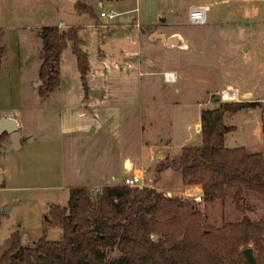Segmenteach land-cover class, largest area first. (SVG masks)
I'll list each match as a JSON object with an SVG mask.
<instances>
[{
	"label": "rangeland",
	"instance_id": "1",
	"mask_svg": "<svg viewBox=\"0 0 264 264\" xmlns=\"http://www.w3.org/2000/svg\"><path fill=\"white\" fill-rule=\"evenodd\" d=\"M159 1H163L166 5L173 3L175 6L173 10L178 8L177 10L180 11L181 21L170 20L169 18H173V16L167 14V19L155 20L153 26H148L146 33L154 28L160 31L179 32L186 39L185 49L191 54L193 53V57L189 59L187 53L184 56L181 53L179 56L176 54L180 53L176 52L178 48L171 50L160 47L157 50H151V54H147L145 58L152 59L157 55L164 62L162 67H172L179 62L189 65L196 60H199L200 64H205L206 54H211L208 62L213 65V75L218 82L213 89L211 88L213 94L210 106L217 105L220 101L245 99L243 91L233 98L225 100L221 98V90L226 87L231 88L232 85H238L241 89L248 88L261 98L256 107H242L241 110L230 114V116L227 114L224 118L225 122L235 124V128L225 134L227 143H232L233 146L249 144L251 151L257 150L260 147V140L264 139V0ZM100 2L101 4H99ZM206 2L209 5L206 23L189 24L187 12L190 4H206ZM83 4L91 6L93 13L78 10V7ZM133 7H137V14L141 13V19H143L145 14L153 15V8L157 7V0H0V27L5 34L2 36V43L8 42L9 56L24 55L27 50L30 52L32 47L34 49L39 47L34 41L30 43V39L27 37L36 36L38 28L27 29L26 26L35 27L40 24L57 22L59 18L72 24L91 20L93 26L81 27L85 45L91 50L96 47L93 28L102 29L98 32L102 31L105 35L113 28V23H106L100 19L99 10L107 11L108 8H112L115 11H121ZM117 19L118 17H115L111 21H117ZM101 35L99 37L105 39L106 36ZM127 37L135 38V33L132 31ZM110 40L112 44H117L113 38ZM145 41L142 40V42ZM203 42L213 45L212 49L196 51ZM6 53L5 50L3 55ZM195 53H198L199 56ZM67 56L72 58V65L75 66L74 55L71 53L70 47L66 49L65 58ZM26 61L23 64H26ZM152 65L150 62V66ZM142 77L143 84L140 87V92L143 97L142 110L144 111L143 126L145 131L150 126L147 116L152 113L153 125L151 128L156 133L155 137H170L171 143L174 144L181 143L178 140L186 137L185 144L196 143L193 121L196 118L194 97L198 95V92H195V89L194 94L182 91V87L186 84L176 82L169 85L171 87L169 93L174 99L163 101L155 99L148 102L147 97L151 93H154V96L160 94L161 74L142 75ZM148 78L152 79L150 89L145 81ZM194 86L197 87L195 84L191 87ZM230 88L225 90H230ZM231 94L232 92H230V97ZM215 99L217 102L213 103ZM30 118L32 121L33 117L30 116ZM146 134L147 132H145ZM37 135L39 136L36 133ZM46 136L43 139L39 136L36 140L28 141L27 144L22 145L21 149L11 147L8 136L0 144V255L10 249L14 231H18L22 244L36 241L42 235L44 227L48 229L47 237L59 238L61 236L62 229L51 223L45 224L46 221H50L48 207L51 203L66 205L68 188L70 185L80 183L82 179H77V177L84 171H75L63 160V163L60 162V166H57L53 161L51 162V159L47 160L45 157H41V154L42 156L48 154L54 144L48 137L50 135L46 134ZM169 142L170 139L165 141V143ZM162 148L163 151L159 155L153 153L152 159H147L148 161L144 164V185L154 186L167 195L191 198L197 208L202 211L203 221L207 225L218 226L222 219L232 220L242 217L243 214L234 207L230 196L223 202L219 199L204 200L202 194L197 192L199 184H186L182 181L179 169L176 170L171 166L163 167L160 163L164 160L170 162L177 156L180 148L178 145L177 147ZM96 188L98 187H91L89 193L92 195ZM244 190L250 204L254 207L252 215L261 214L264 209V196L258 195L246 187ZM12 201L15 202L8 210H5V206ZM45 214L48 219H45Z\"/></svg>",
	"mask_w": 264,
	"mask_h": 264
},
{
	"label": "trees",
	"instance_id": "2",
	"mask_svg": "<svg viewBox=\"0 0 264 264\" xmlns=\"http://www.w3.org/2000/svg\"><path fill=\"white\" fill-rule=\"evenodd\" d=\"M91 9L86 4L78 7L93 13ZM37 30L38 95L44 97L59 86L60 56L68 43L86 95L89 62L79 26L41 25ZM3 34L0 27V63ZM256 104L225 100L202 108L200 141L183 144L175 158L160 163L179 169L184 183L199 184L204 200L223 202L230 196L241 218L207 225L191 198L167 195L150 185H104L92 195L91 187L71 186L66 205L48 207L50 221L45 224L58 226L61 236L47 237L44 227L36 241L22 244L14 231L0 264H249L242 253L247 246L252 247L257 264H264V209L252 215L254 207L244 190L264 196V143L260 151H251L224 141L226 132L235 128L224 121L225 116ZM6 136L7 132L0 133V144Z\"/></svg>",
	"mask_w": 264,
	"mask_h": 264
},
{
	"label": "crops",
	"instance_id": "3",
	"mask_svg": "<svg viewBox=\"0 0 264 264\" xmlns=\"http://www.w3.org/2000/svg\"><path fill=\"white\" fill-rule=\"evenodd\" d=\"M209 1L212 2L213 0ZM173 7L175 8L173 3L166 5L163 1L157 0V7L153 8V15L148 16V14H145V18L141 19V13L140 15L135 13L131 21L119 22L118 19L117 21H110L113 23V28L106 35L102 31L98 32L102 29L93 28L96 47L91 50L85 45L84 38L81 35V27L93 26L92 21L74 22L75 25L79 26V34L83 39L82 46L87 52L89 62V69L86 74L88 87L86 95L83 91L75 56V66L72 65V58L69 56L65 58L66 49L70 47L69 43L62 50L60 56L61 81L59 86L41 97L38 95L36 88L41 49V39L37 32L34 37L26 36L30 39V43L34 41L39 47L36 49L32 47L29 50L30 52L27 50L24 55L9 56V44L4 41L3 44L7 53L2 56L0 63V116L11 115L17 118L18 130L20 131V144L17 148L21 149L22 145L27 144L28 141L36 140L39 136L43 139L47 137L46 134H49L48 137L54 142L52 150L43 156L41 154V157H45L47 160L51 159V162L53 161L57 166L65 162L75 171H84L78 174L77 179H82L80 183L70 185V187L78 185L102 187L104 185L121 184L124 176L128 173L140 171L143 175L144 164L148 161L147 159H152L153 153L159 155L163 151L162 147L169 148L178 145L180 148L185 144L184 139H186V137L180 138L178 141H181V143L174 144L171 143L170 137H155L156 133L151 128L153 125L152 113L147 116V122L150 126L145 131L143 126L144 111L142 110L143 97L140 92V87L143 84L142 75L150 76L158 73L161 74L159 81L160 94L154 96V93H151L147 97L148 102L155 99L158 101L174 99L171 98V93H169L171 90L169 85L176 82L186 84L182 87V91L185 90V92L191 94L192 92L193 94L198 92V97H194L196 100L194 106L196 118L193 125L196 133L195 142H199L201 138L200 113L202 108L210 106L213 94L211 88L213 89L218 82L213 75V65L208 62L211 54H206L205 64H200L199 60H196L189 65H186L185 62V64L179 62L172 67H162L164 62L157 55L152 59L145 58L147 54H151V50H157L160 47L171 50L178 48L176 52L180 53L176 54L179 56L181 53L182 56L187 53L189 59L193 57V53L191 54L185 49L186 46H167L159 37H154L152 35L153 30L160 31L159 29L154 28L146 33L148 26H153L155 20L163 21L167 19V14H172L173 18H169L170 20L181 21L180 11L177 10L178 8L173 10ZM136 20L140 23L139 27L134 25ZM59 21H63L66 26H59L61 29L74 25L59 18L57 22L40 24V26L57 25ZM40 26H26V28H39ZM132 31L135 33V38H128V34ZM161 32L169 35L177 31L163 30ZM101 34L106 36L105 39L99 37ZM180 35L182 36V34ZM110 38H113L117 43L115 45L119 49L120 60L101 48L100 44L107 41L110 45H114ZM142 40L146 41L142 42ZM209 44L203 42L196 51L211 50L213 45ZM195 54L199 56L198 53ZM12 58L13 60H10ZM25 60H27L26 64H23ZM11 61H14V64ZM150 62H152V66H150ZM163 70L174 71L177 76L176 81H165L162 76ZM145 81L150 89L152 79L148 78ZM193 84L197 87H191ZM230 90L233 91L232 97L243 91L242 94L245 100L257 102L261 100L257 97L258 94L248 88L241 89L238 85H232ZM216 102L215 99L213 103ZM212 106H216V104L210 107ZM256 106L257 104L251 107ZM30 116L33 117L32 121ZM145 132H147L146 135ZM36 133L39 136H36ZM169 139L170 142L165 143ZM263 143L264 139H261L260 147L255 151H260ZM9 144L11 145L10 138ZM225 144L233 146L232 143L226 141ZM243 145L250 150L249 144ZM155 150L157 151L155 152ZM197 189V192L202 194L200 186Z\"/></svg>",
	"mask_w": 264,
	"mask_h": 264
},
{
	"label": "water",
	"instance_id": "4",
	"mask_svg": "<svg viewBox=\"0 0 264 264\" xmlns=\"http://www.w3.org/2000/svg\"><path fill=\"white\" fill-rule=\"evenodd\" d=\"M134 17V13H127L123 15L118 16V21L123 22V21H131ZM152 35L154 37H159L164 43L167 44V46H180V47H185L187 45L185 39L178 33L174 32L169 35H165L161 31H153ZM101 48L106 51L107 53L113 54L118 60L119 59V49L117 46L110 45L109 42H103L100 44ZM18 120L14 116H0V133L2 132H7L9 134V138L11 139V145L12 147H18L19 146V139H20V131L18 130ZM1 179V175H0ZM15 201H12V203H9L5 206V210H8L10 206L14 203ZM45 219H48L47 214H45ZM156 237V236H154ZM22 246H19V249H21ZM242 253L244 257L247 259L249 264H257L256 259L254 258L253 254V249L251 246H247L242 250ZM14 255L16 252L13 253Z\"/></svg>",
	"mask_w": 264,
	"mask_h": 264
},
{
	"label": "built area",
	"instance_id": "5",
	"mask_svg": "<svg viewBox=\"0 0 264 264\" xmlns=\"http://www.w3.org/2000/svg\"><path fill=\"white\" fill-rule=\"evenodd\" d=\"M208 8H209V5L207 3L206 4L204 3L203 4L202 3L190 4V6L188 7V12H187L188 23H205L207 21V12L209 10ZM99 12H100L99 15L101 19L107 23V22H110L111 19L118 17L119 15H123L127 13L133 12L135 16V13L137 14L138 11H137V7H133L131 9H123V11H115L112 8H108L107 11L100 9ZM57 25L61 27L62 26L66 27L63 21H59ZM134 25L136 27H139L140 26L139 21L136 20ZM162 76L164 80L168 82H174L177 79L176 73L172 70H163ZM225 89H227V87ZM225 89L221 90V98L223 100L233 98L230 96L224 97L223 92L225 91ZM143 179L144 177L142 173L140 171H135L133 173H128L127 175H125L122 183L127 186L130 185V186L142 187L144 186ZM100 189L101 187L96 188V190H100Z\"/></svg>",
	"mask_w": 264,
	"mask_h": 264
},
{
	"label": "bare ground",
	"instance_id": "6",
	"mask_svg": "<svg viewBox=\"0 0 264 264\" xmlns=\"http://www.w3.org/2000/svg\"><path fill=\"white\" fill-rule=\"evenodd\" d=\"M230 92H232V94H231V97H232V96H233V91H231V90H225V91L223 92L224 97H225V96H230Z\"/></svg>",
	"mask_w": 264,
	"mask_h": 264
}]
</instances>
